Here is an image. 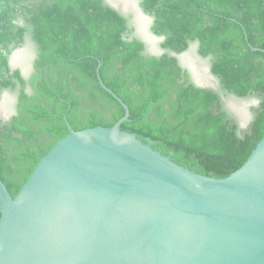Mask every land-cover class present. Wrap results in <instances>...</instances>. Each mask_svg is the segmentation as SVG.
<instances>
[{
  "label": "trees",
  "instance_id": "1",
  "mask_svg": "<svg viewBox=\"0 0 264 264\" xmlns=\"http://www.w3.org/2000/svg\"><path fill=\"white\" fill-rule=\"evenodd\" d=\"M264 0H138L163 39L147 50L126 15L105 0H0V95L16 96L0 118V179L14 197L37 162L74 130L120 124L175 163L224 178L264 134ZM29 44L32 74L11 69ZM196 44L218 88L198 86L179 55ZM178 54V55H177ZM177 55V56H176ZM30 87V90L27 87ZM258 99L243 129L224 95Z\"/></svg>",
  "mask_w": 264,
  "mask_h": 264
},
{
  "label": "water",
  "instance_id": "2",
  "mask_svg": "<svg viewBox=\"0 0 264 264\" xmlns=\"http://www.w3.org/2000/svg\"><path fill=\"white\" fill-rule=\"evenodd\" d=\"M97 75L124 115L68 125L14 197L0 179V264H264V134L227 177L196 173L122 130Z\"/></svg>",
  "mask_w": 264,
  "mask_h": 264
},
{
  "label": "rangeland",
  "instance_id": "3",
  "mask_svg": "<svg viewBox=\"0 0 264 264\" xmlns=\"http://www.w3.org/2000/svg\"><path fill=\"white\" fill-rule=\"evenodd\" d=\"M133 1L135 2L136 5L139 6L138 0H133ZM114 4H116L115 6L116 9L120 10L126 15H130V22L135 28V34L141 40L146 42L147 50L151 53H160L161 50L158 47V42L161 41L160 37L153 35L150 31V24L152 19L148 17L146 14H144L141 10H140V15L137 16L136 14L133 13L134 7H132L131 5H128L127 7L123 6V4L117 0H114ZM150 38H152L155 41L154 42L151 41ZM16 51H18L16 53L17 59L13 68H19L22 76L26 80H28L30 75L32 74L31 65L35 55L33 47L26 43L22 46V48H19L14 52ZM22 54H23V60L21 57ZM178 61L180 65H182L183 67H189L191 69L192 77L194 80L196 78L197 80L200 81V83L204 85L207 84L208 86L205 87H210L215 89L218 88L217 79L215 77L213 78L209 77L210 71L208 73L207 70H205L206 67H209L208 60L198 56V54L196 53L195 43L190 45V47L186 50V52H184L183 55H181V57L178 58ZM27 89L30 90V87L28 86ZM223 100L225 101L226 107L229 110H231V112L237 117L239 126L244 129L252 118V108L253 106L257 105L258 99L254 97L239 98L228 94L223 96ZM15 102H16V96L14 93L8 91H4L3 93H1L0 95L1 119L7 120L14 113Z\"/></svg>",
  "mask_w": 264,
  "mask_h": 264
},
{
  "label": "bare ground",
  "instance_id": "4",
  "mask_svg": "<svg viewBox=\"0 0 264 264\" xmlns=\"http://www.w3.org/2000/svg\"><path fill=\"white\" fill-rule=\"evenodd\" d=\"M112 5H114V6H116V4H114V0H108ZM117 1H120L122 4H123V6H128V5H131L132 7H134L133 8V13L134 14H136L137 16H139L140 15V11H139V7L135 4V2L133 1V0H117ZM116 2V1H115ZM158 39V38H157ZM18 51H16V52H14L12 55H11V57H10V65L13 67L14 66V64L16 63V59H17V53ZM181 55H183V53L182 54H180L179 55V57H181ZM203 69H205V68H203ZM205 70H207V72L209 73V71H208V69H207V67H206V69ZM201 73V72H200ZM206 76V75H205ZM195 77V76H194ZM197 77V76H196ZM209 77H212V75L209 73ZM206 78V77H205ZM204 78V79H205ZM213 78V77H212ZM209 79V78H208ZM195 80H196V82L197 83H199L200 85H204V84H202V83H200V81L199 80H197L196 78H195ZM206 80V79H205ZM204 86H208L207 84L206 85H204Z\"/></svg>",
  "mask_w": 264,
  "mask_h": 264
},
{
  "label": "flooded vegetation",
  "instance_id": "5",
  "mask_svg": "<svg viewBox=\"0 0 264 264\" xmlns=\"http://www.w3.org/2000/svg\"><path fill=\"white\" fill-rule=\"evenodd\" d=\"M152 38H153V37H152ZM152 38H150V40L154 42L155 40H153L154 38H153V39H152ZM20 56H21V55H20ZM21 57H22V60H23V54H22ZM20 62H22V61H20ZM187 68H188L189 71L191 72V69H190L189 67H187ZM191 74H192V72H191ZM193 80H194V79H193ZM194 82L197 84L196 80H194Z\"/></svg>",
  "mask_w": 264,
  "mask_h": 264
},
{
  "label": "clouds",
  "instance_id": "6",
  "mask_svg": "<svg viewBox=\"0 0 264 264\" xmlns=\"http://www.w3.org/2000/svg\"><path fill=\"white\" fill-rule=\"evenodd\" d=\"M12 69V68H11Z\"/></svg>",
  "mask_w": 264,
  "mask_h": 264
}]
</instances>
